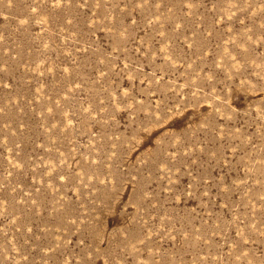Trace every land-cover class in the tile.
Returning <instances> with one entry per match:
<instances>
[{"label": "rangeland", "instance_id": "rangeland-1", "mask_svg": "<svg viewBox=\"0 0 264 264\" xmlns=\"http://www.w3.org/2000/svg\"><path fill=\"white\" fill-rule=\"evenodd\" d=\"M0 264H264V0H0Z\"/></svg>", "mask_w": 264, "mask_h": 264}]
</instances>
